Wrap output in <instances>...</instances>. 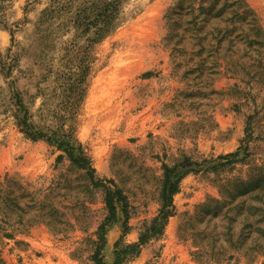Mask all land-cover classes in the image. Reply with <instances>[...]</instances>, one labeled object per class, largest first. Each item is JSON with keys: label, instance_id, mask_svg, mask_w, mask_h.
<instances>
[{"label": "rangeland", "instance_id": "1", "mask_svg": "<svg viewBox=\"0 0 264 264\" xmlns=\"http://www.w3.org/2000/svg\"><path fill=\"white\" fill-rule=\"evenodd\" d=\"M18 98L126 197L104 264H264V0H0V180L53 191L69 225L0 234V264H94L105 194L25 136ZM184 163L174 214L130 250Z\"/></svg>", "mask_w": 264, "mask_h": 264}, {"label": "trees", "instance_id": "2", "mask_svg": "<svg viewBox=\"0 0 264 264\" xmlns=\"http://www.w3.org/2000/svg\"><path fill=\"white\" fill-rule=\"evenodd\" d=\"M117 2V1H116ZM114 2V3H116ZM116 5L108 4L98 15L103 19L104 33L109 32V26L115 18ZM118 12V7H117ZM116 16V15H115ZM97 19V18H96ZM17 106L22 113L18 126L26 137L33 141L47 140L51 145L66 153L72 165L86 173L91 186L100 188L105 194V204L109 212L107 222L100 226L98 231V248L94 256V264H104L102 251L107 244L106 233L110 224L117 222V213L121 210L127 225L128 203L122 191L111 181H102L95 178L96 171L90 159L86 156L81 146H75L70 140H65L60 134L53 132L52 137L44 134L30 123L29 112L18 98ZM69 138V137H67ZM227 158H220L226 160ZM189 165L184 163L179 169L165 167V186L161 199V210L153 221L150 233L142 235L138 244L129 247L130 250L139 252L151 237L162 232L169 218L174 214V196L179 191L180 181L184 175L183 170ZM43 191L37 190L34 185L23 182L13 176L6 175L0 180V234L3 238L14 239L15 234H26L35 226L46 225L56 232H65L69 227L65 221V215L56 207L53 199V191L42 197ZM120 253L117 252L115 264H119Z\"/></svg>", "mask_w": 264, "mask_h": 264}]
</instances>
